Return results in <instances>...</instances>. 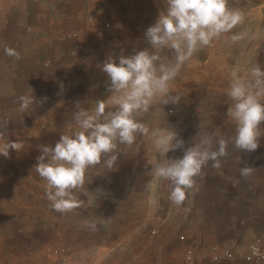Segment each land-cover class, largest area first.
I'll return each mask as SVG.
<instances>
[{"label":"crops","instance_id":"crops-1","mask_svg":"<svg viewBox=\"0 0 264 264\" xmlns=\"http://www.w3.org/2000/svg\"><path fill=\"white\" fill-rule=\"evenodd\" d=\"M229 5L246 13L245 23L234 33L248 35L232 44L221 39L198 53L175 81V89L186 95L179 105L162 106L165 115L157 111L145 118L150 128L166 123L174 128L185 147L199 135L200 125L208 134L234 136L225 92L234 78L232 67L239 66V76L249 75L255 64L264 68V0H229ZM166 7V0H0V99L5 109L27 120L30 110L17 111L18 97L32 94L36 101L47 98L35 107L37 118L61 113L73 120L76 102L88 109L110 95L101 71L109 56L118 62L122 51L130 56L150 48L145 32ZM105 23L114 30L97 35ZM6 46L22 58L6 56ZM165 54L171 58L170 52ZM122 147L114 170H91L92 180L86 184L92 203L85 211L72 212L79 219L61 236L66 245L58 246L81 255L84 264H187L184 253L189 246L195 249L192 264H247L242 257L249 246L256 238L264 241V136L255 152L230 144L220 169L209 163L198 181L200 191L189 197V213L184 212L188 202L177 207L169 201V182L150 186L157 155L151 138L138 136L134 145ZM167 155L181 158L183 151ZM245 166L256 170L247 179L239 172ZM86 220L96 223L95 231L85 226ZM4 231L0 264H52L28 257L19 250L22 244L13 247L10 231ZM213 243L232 248L235 259L210 262L205 251ZM37 244L34 249H39Z\"/></svg>","mask_w":264,"mask_h":264},{"label":"clouds","instance_id":"clouds-1","mask_svg":"<svg viewBox=\"0 0 264 264\" xmlns=\"http://www.w3.org/2000/svg\"><path fill=\"white\" fill-rule=\"evenodd\" d=\"M166 11L160 13L153 26L148 27L145 38L150 48L135 51L117 58L109 56L101 71L108 79L106 99L97 100L85 109L76 102L73 122L54 147L39 146L34 171L45 181V196L51 208L60 213H72L92 203L80 198L88 193L86 182L92 180L90 172L95 168L114 170L123 147H131L138 136L149 137L157 155L153 158L150 186L158 181L169 182V201L191 212L189 197L200 191L199 180L211 163L220 169L229 155L231 144L239 151L255 152L264 136V68L251 66L249 75L239 76L238 65L232 67L233 79L225 90L231 101L228 115L235 123V135L226 137L220 133L201 131L192 145L178 137L167 123L164 127L150 128L146 117L163 112L162 106H177L186 95L175 89V81L184 67L198 53L215 47L221 39L225 43L239 42L248 35L234 33L243 25L246 13L229 5V0H166ZM170 52L171 58L165 54ZM5 55L20 60L21 54L5 47ZM31 95L18 97L17 111L27 113L42 105ZM156 106H159L158 108ZM46 121V116L40 117ZM8 114L0 117V156L9 158V150H21L19 141L9 142ZM51 130V129H50ZM182 150L181 158H169V152ZM99 166V167H98ZM256 170L245 166L239 169L242 178L251 177ZM157 203V201H153ZM85 226L96 230L94 221L86 220Z\"/></svg>","mask_w":264,"mask_h":264},{"label":"rangeland","instance_id":"rangeland-1","mask_svg":"<svg viewBox=\"0 0 264 264\" xmlns=\"http://www.w3.org/2000/svg\"><path fill=\"white\" fill-rule=\"evenodd\" d=\"M3 103V99H0V117L7 113L11 118L6 138L9 142L19 141L23 145L19 151L10 149L9 158L0 156V236L5 235L4 230H8V239L12 246L22 244L19 250L29 253L28 257L37 256L52 264H65L59 258L52 257L50 250L58 245H66L61 243L60 238L68 235L71 223L79 218L73 213L60 214L51 208L45 196L46 182L42 181L34 168L37 157L42 154L38 150L39 146L54 147L73 120L68 117L69 114L60 113L41 121L37 118L36 109H30L28 119L22 121L9 114L5 109L7 105ZM17 115L19 116L18 113ZM85 188L87 189V184ZM89 194L79 195L87 201ZM85 209L86 207L81 208L83 211ZM61 229L63 232L59 234ZM32 242H35L33 245L38 243L39 249H34ZM181 242H185V238ZM205 254L211 262L208 252ZM74 261L75 259L66 264H73Z\"/></svg>","mask_w":264,"mask_h":264},{"label":"built area","instance_id":"built-area-1","mask_svg":"<svg viewBox=\"0 0 264 264\" xmlns=\"http://www.w3.org/2000/svg\"><path fill=\"white\" fill-rule=\"evenodd\" d=\"M114 30L110 23H105L103 28L97 32V35H101L104 31ZM180 241H184L183 236H179ZM193 248L189 246L184 253V261L187 264H192L194 259ZM209 258L212 263H219L221 261H231L236 257V253L230 248L220 246L217 244H211L207 247ZM52 257L59 258L62 263H69L75 259L73 264H84L79 260V255L74 254L67 247L57 246L50 250ZM81 256V255H80ZM78 258V259H77ZM243 260L247 264H264V241L261 238H256L253 243L249 246L246 254L243 255Z\"/></svg>","mask_w":264,"mask_h":264}]
</instances>
